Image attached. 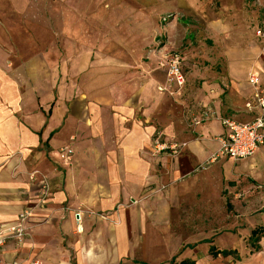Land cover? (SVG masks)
<instances>
[{"label":"crops","instance_id":"obj_1","mask_svg":"<svg viewBox=\"0 0 264 264\" xmlns=\"http://www.w3.org/2000/svg\"><path fill=\"white\" fill-rule=\"evenodd\" d=\"M159 6L0 0V223L32 209L2 264H264V144L211 160L224 118L261 114L264 19ZM155 137L186 146L154 153Z\"/></svg>","mask_w":264,"mask_h":264},{"label":"built area","instance_id":"obj_2","mask_svg":"<svg viewBox=\"0 0 264 264\" xmlns=\"http://www.w3.org/2000/svg\"><path fill=\"white\" fill-rule=\"evenodd\" d=\"M182 55L177 51H172L162 62V66L166 67L169 83H175L179 88L185 84V77L182 72ZM250 83L254 87L253 102H248L246 107L253 109L258 107L261 114L258 115L252 122L240 123L230 118L222 120L224 126L227 128V134L222 138L221 147L215 153L211 160H215L220 155H228L235 160L244 159L252 156L259 146L264 144V95L259 85V80L256 75L251 74L249 78ZM166 87H160V90H165ZM199 123V120H195ZM185 143L164 142L159 137L153 140L154 153L163 151H170L171 154H178L180 150L185 147ZM62 158L68 162L71 159L70 154L66 148L62 150ZM50 193V186L47 181L42 184L41 202L48 198ZM32 213V209H27L22 212L17 221L11 225H3L0 223V249L9 241H21L28 235V227L26 220ZM78 220H80V213L77 212ZM0 264H2L0 258ZM14 264H18L15 262ZM36 264H39L36 262Z\"/></svg>","mask_w":264,"mask_h":264},{"label":"rangeland","instance_id":"obj_3","mask_svg":"<svg viewBox=\"0 0 264 264\" xmlns=\"http://www.w3.org/2000/svg\"><path fill=\"white\" fill-rule=\"evenodd\" d=\"M160 6L157 10H227V18L229 14L235 16L239 14L238 10H253L258 16L257 24H260L261 19H264V0H159ZM228 11L230 13H228ZM171 13H174L171 12ZM249 14L245 15L246 21L249 19ZM239 16V15H237ZM171 15L163 16V22H167ZM250 22V21H249ZM262 27V24H260ZM259 234L264 232L262 227H258Z\"/></svg>","mask_w":264,"mask_h":264},{"label":"trees","instance_id":"obj_4","mask_svg":"<svg viewBox=\"0 0 264 264\" xmlns=\"http://www.w3.org/2000/svg\"><path fill=\"white\" fill-rule=\"evenodd\" d=\"M257 231H255V233H256ZM258 233V232H257ZM256 242H259V240H260V238L259 237H257L256 239ZM260 246H258V248H259ZM225 253H227V252H225Z\"/></svg>","mask_w":264,"mask_h":264},{"label":"bare ground","instance_id":"obj_5","mask_svg":"<svg viewBox=\"0 0 264 264\" xmlns=\"http://www.w3.org/2000/svg\"><path fill=\"white\" fill-rule=\"evenodd\" d=\"M13 13V12H12ZM9 15V14H8ZM12 15V14H11ZM7 16V15H6ZM11 22V21H10ZM9 25V24H8ZM233 59V57H231ZM236 58V57H235ZM248 59V58H247ZM252 59V58H250ZM233 60H237V59H233ZM230 61V60H229ZM34 69V68H33ZM251 69V68H250ZM43 71V70H42ZM38 78V77H37ZM39 79V78H38ZM45 79V78H44ZM41 81V80H40Z\"/></svg>","mask_w":264,"mask_h":264}]
</instances>
